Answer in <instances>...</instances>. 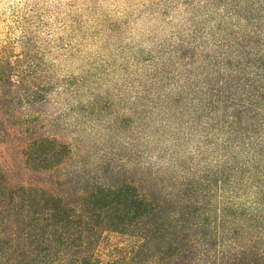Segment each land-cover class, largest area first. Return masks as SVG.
<instances>
[{
  "label": "trees",
  "instance_id": "trees-1",
  "mask_svg": "<svg viewBox=\"0 0 264 264\" xmlns=\"http://www.w3.org/2000/svg\"><path fill=\"white\" fill-rule=\"evenodd\" d=\"M24 6L0 264H264V0H141L138 40L96 0Z\"/></svg>",
  "mask_w": 264,
  "mask_h": 264
},
{
  "label": "clouds",
  "instance_id": "clouds-1",
  "mask_svg": "<svg viewBox=\"0 0 264 264\" xmlns=\"http://www.w3.org/2000/svg\"><path fill=\"white\" fill-rule=\"evenodd\" d=\"M69 2L70 0H0V10L12 7L23 8L27 3H38L41 6L54 9L57 5L66 6ZM96 3L103 11L117 18H127V14L132 12L135 22L132 23L131 36L136 40L140 38V33L145 31L148 14L145 13L144 16L135 19L137 10L141 6V0H96ZM45 19L51 24V28L47 30L50 33L49 39L55 40L64 35L61 26L55 22V15L45 17ZM152 23H155V21H152Z\"/></svg>",
  "mask_w": 264,
  "mask_h": 264
},
{
  "label": "rangeland",
  "instance_id": "rangeland-1",
  "mask_svg": "<svg viewBox=\"0 0 264 264\" xmlns=\"http://www.w3.org/2000/svg\"><path fill=\"white\" fill-rule=\"evenodd\" d=\"M25 7V6H24ZM24 7H12L10 9L0 10V44L12 43L18 36L20 22L24 16ZM112 144L109 142H104L103 145H99L96 148H92L86 156H92L94 151L101 149L111 157ZM114 153H119L117 148H113ZM124 151L122 150V153ZM10 161L4 156L3 147L0 145V166H7Z\"/></svg>",
  "mask_w": 264,
  "mask_h": 264
}]
</instances>
